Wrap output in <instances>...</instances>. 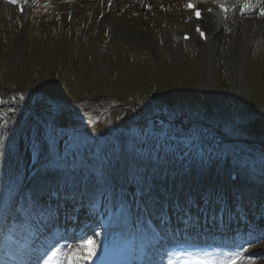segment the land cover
Here are the masks:
<instances>
[{
  "label": "rangeland",
  "instance_id": "1",
  "mask_svg": "<svg viewBox=\"0 0 264 264\" xmlns=\"http://www.w3.org/2000/svg\"><path fill=\"white\" fill-rule=\"evenodd\" d=\"M29 1L35 7L23 18L0 4V30L4 32L0 36L3 165L6 162L11 165L15 156L25 155L23 159L29 160L30 152L36 150L31 148L25 153L21 148L23 129L27 133L37 132L40 139L37 150L43 152L50 145L61 156H68L70 151L75 157L77 147L71 148L67 143L69 137L87 139L89 146H84L95 159L94 166L102 157L103 170L115 157L121 161L138 152L145 153L138 163H145L147 168L151 166L149 160L157 163L160 156L173 163L176 152L184 150L182 145L167 154L159 141L149 137L143 144L136 140L137 150L133 151V133L149 131L169 132L173 146L193 131H199L205 144H210L216 135L227 141L228 146H233V155L247 149L256 156H264V34L256 32L264 25L262 16L241 11L231 16V20L239 14L243 17L240 21L245 17L252 19L251 28L240 34L241 40L247 39L249 45L247 50H239L242 64L238 71L240 80L236 81L227 51L226 64L220 57L205 56L202 64L201 50L194 43L171 44L173 52L170 45L159 44L157 34L164 29V21H187L186 15H181L180 2L176 5L168 2L170 9L158 0H114L108 10L103 2L93 0ZM149 4L154 5L151 12ZM36 12L32 18H39L37 24L30 17ZM31 25L36 27L29 36ZM143 33L148 37L146 42L140 38ZM189 79L191 89L187 97L172 91L179 90ZM230 82L235 86L231 88ZM248 83L252 88L249 96ZM183 89L186 91L188 87ZM188 102L195 107L190 108L192 104ZM176 103L180 104L178 112L171 110ZM159 108L160 116L167 114L173 121H181L187 131H174L168 123L155 121L154 112ZM104 110L111 111L99 119ZM123 113L129 119H121ZM120 125L126 129L117 128ZM90 132L97 137L90 136ZM92 148L98 151L93 154ZM188 159L195 163L196 156L187 152L181 158ZM256 168L264 173L261 165ZM261 247L264 252V244ZM180 252L173 247L161 250L159 260L176 264ZM165 254L167 258L163 259ZM254 264H264V255Z\"/></svg>",
  "mask_w": 264,
  "mask_h": 264
},
{
  "label": "snow or ice",
  "instance_id": "2",
  "mask_svg": "<svg viewBox=\"0 0 264 264\" xmlns=\"http://www.w3.org/2000/svg\"><path fill=\"white\" fill-rule=\"evenodd\" d=\"M10 3H16V0H9ZM188 8H192L193 5H187ZM245 8L250 7L249 4L244 5ZM226 10V9H225ZM264 15V11L261 12ZM196 16L199 18L200 13L197 12ZM200 36L203 37L204 33L200 31L199 28L196 29ZM187 38V37H186ZM23 99V97H21ZM91 122V121H90ZM149 137L155 138L160 142L161 147L168 152H174L176 147L183 146L190 155L197 156L203 161L205 158H210L211 153L215 151L212 145L205 146L203 135L199 131H193L192 134L183 140L176 143L175 146L171 143V136L169 132L161 130L160 132H141L133 133V151H135V141L139 140L141 144L146 143ZM55 144V140L52 141ZM88 141L85 138L76 139V147L79 148L81 145H87ZM140 156L145 155L143 152L138 153ZM78 162L73 159L68 160L67 155L61 156L53 153V158L50 161L49 167L54 170L64 173L65 187H67L68 182H74L75 174L77 171ZM239 166L248 169L249 162L247 160H241ZM100 177H103V172L98 173ZM60 191L59 183L56 185L55 189L51 188L47 184H41L38 182L37 187L30 190L26 194L21 193L19 189L14 184H10L7 188L6 193L0 190V240H3L6 245L15 244L16 255L19 257L16 259V264H40V259L42 257L35 256L34 253L29 251V246L26 242H22V238L25 234H30L33 228H36L38 224L45 222L47 219H51L52 212L47 206L45 201V195L52 196L58 195ZM193 201L188 202V209H181L185 215L184 224L189 225L192 217L188 214ZM207 207L200 209L199 211L203 213H213V219H215V212L219 211L223 213L226 209L219 207V205H213L211 198L207 200ZM161 213V221L167 223L165 216L163 215L164 209L161 206L159 209ZM129 210L123 204L120 206V215L117 218L118 223H125L128 220ZM222 218V217H221ZM145 221L138 220V224L142 225ZM150 228V224H149ZM38 230V229H37ZM141 235L144 239L151 240L155 239L159 241L162 239L161 233L148 231L143 228H139ZM13 237H20L21 239L14 240ZM88 255H94L93 241H88ZM10 248V247H9ZM59 250H57L58 252ZM247 251V249H244ZM56 255V253H53ZM67 264H78L79 260L82 258L77 252H65L62 253ZM242 256L241 251H235L231 254H226L223 259H212L211 253L205 252L200 255L199 252L192 253L189 252L184 259V264H233V260L240 258ZM51 259V257H49ZM242 264H254L251 259L244 260Z\"/></svg>",
  "mask_w": 264,
  "mask_h": 264
},
{
  "label": "bare ground",
  "instance_id": "3",
  "mask_svg": "<svg viewBox=\"0 0 264 264\" xmlns=\"http://www.w3.org/2000/svg\"><path fill=\"white\" fill-rule=\"evenodd\" d=\"M239 3L238 0H236L235 4ZM239 7L238 11H235L237 13L240 12V10L242 11V14H250V13H260V10L257 9L256 7L254 8H247L246 10L244 9V6L241 5V3H239V5L237 4L236 8ZM256 8V9H255ZM234 12V13H235ZM231 15L230 14V18L228 17V19H226L225 21H222L221 19L218 18V15H214L212 18L214 20V22L212 24H209V27L212 28V31L214 30V33L212 35V37H208V47H209V53H210V58L211 57H220L223 61V64H226V51L227 54L232 55H239V50L240 49H244L249 45L248 40L246 39L245 41H242L240 38V34L242 32H246L248 31L251 27L249 26L251 24L252 19L248 20L247 17H245L246 19H244V21H240V18L242 17L241 14L236 15V18L231 20ZM258 17V14H257ZM243 18V17H242ZM250 23V24H249ZM230 24V31L227 30V26H229ZM227 30L228 32H230V34L227 35V33L225 34L224 31ZM256 32H260L264 34V25L263 27H259L257 28ZM140 38L142 41L146 42L148 40L147 35H145L144 33L140 35ZM171 47V51L173 52V47ZM198 50L202 49L197 46ZM241 51V50H240ZM227 58H229V55H227ZM38 140H40L35 134L31 136L30 132L27 133L25 131V129H23L22 131V135H21V139H20V145L21 148L23 149V151H27L30 152L31 149L30 148H37L40 144V141L38 142ZM30 149V150H28ZM32 153V152H30ZM25 155L22 157L24 158ZM19 162L24 165L27 166L29 164L28 161L26 160H21L19 159ZM46 175V174H45ZM46 177V176H44ZM116 176H114L115 178ZM37 179H40L39 177ZM43 184V183H41ZM161 202V200H160ZM158 202V203H160ZM143 217V216H140ZM3 241V240H2ZM15 247V246H13ZM62 248L59 249L58 252H53L56 253V255H53V253L49 252V251H41L37 254V256L42 257L40 259V264H56L59 261V256L60 253L62 252ZM180 254H183V258H186L185 255H187L184 252H181ZM49 257H51V259H49ZM182 264H184V261L182 262Z\"/></svg>",
  "mask_w": 264,
  "mask_h": 264
}]
</instances>
